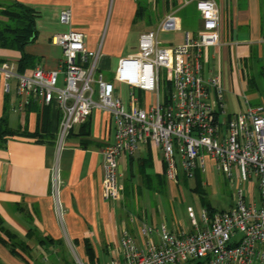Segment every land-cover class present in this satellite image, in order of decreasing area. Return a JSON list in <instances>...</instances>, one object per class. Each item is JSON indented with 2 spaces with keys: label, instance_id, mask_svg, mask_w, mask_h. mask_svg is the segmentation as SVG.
Segmentation results:
<instances>
[{
  "label": "crops",
  "instance_id": "obj_1",
  "mask_svg": "<svg viewBox=\"0 0 264 264\" xmlns=\"http://www.w3.org/2000/svg\"><path fill=\"white\" fill-rule=\"evenodd\" d=\"M212 1L218 8L220 44L203 51V75L206 78L219 74L225 96L223 106L229 118L242 109L235 112L227 94L238 98L245 91L250 99H257V87L255 91L248 88L244 72L248 70L251 79L258 77L264 83V0ZM13 2L33 9L38 15L36 39L24 48L33 66L26 68L24 74L37 67L58 70L62 51L51 44V37L76 31L84 35L87 49L100 50L99 70L114 84L123 105L128 107L132 94L146 111L168 93L162 86L159 92L146 93L118 81L121 62L137 55L142 33H159L158 28L153 29L166 16L173 14L178 19L182 42L185 33L196 36L202 30L205 16L197 11L196 0H145L143 5L140 0H0V4ZM63 11L71 14L69 24L60 20ZM135 28L138 33L133 32ZM130 33L133 40L137 37V48L132 46L128 53L125 44ZM21 56L18 50L0 47V63H12L17 68ZM108 63L113 64L111 78L105 75ZM42 109L36 105L21 110L15 81L8 82L6 92L1 80L0 122H5L12 134L0 141V228L27 249L17 247L19 257L13 255L7 236L0 232V240L6 241L5 245L0 242V261L3 260L0 264H51L49 259H53L52 264H121L119 243L123 233L128 232L141 243L139 230L147 224L143 218L130 215L122 199L113 202L104 199L101 152L114 137L110 115L94 110L87 127H76L58 153L54 140L49 142L41 133ZM48 117L50 133L55 137L59 125L57 105H50ZM158 152L161 153L151 143L141 145L134 156L126 157L123 170L146 161L150 164L145 173L148 180H156L163 175L162 154L160 157ZM36 248L48 253L47 261L46 257L33 254Z\"/></svg>",
  "mask_w": 264,
  "mask_h": 264
},
{
  "label": "built area",
  "instance_id": "obj_2",
  "mask_svg": "<svg viewBox=\"0 0 264 264\" xmlns=\"http://www.w3.org/2000/svg\"><path fill=\"white\" fill-rule=\"evenodd\" d=\"M196 9L205 15L196 36L185 33L181 44L163 47L157 32L142 33L137 55L120 64L116 79L146 93L160 91V71H165L171 83L168 97L147 111L132 94L128 107L123 105L114 84L99 70L100 50L87 49L84 35L76 31L51 37L62 51L56 71L37 67L18 74L16 65L0 63V82L7 92L8 82L15 81L21 110L57 105L58 153L94 110L110 115L114 137L101 152L106 201H116L121 191L119 159L134 156L148 143L161 151L170 184L177 185L180 174L187 179L203 174L209 163L230 184L233 205L225 211L202 210L189 230L142 225L141 243L124 232L121 264H264V107L246 101L244 111L227 117L219 74L203 75V51L220 44L218 8L212 0H196ZM60 20L69 24L70 12L63 11ZM177 30L173 14L157 29Z\"/></svg>",
  "mask_w": 264,
  "mask_h": 264
},
{
  "label": "rangeland",
  "instance_id": "obj_3",
  "mask_svg": "<svg viewBox=\"0 0 264 264\" xmlns=\"http://www.w3.org/2000/svg\"><path fill=\"white\" fill-rule=\"evenodd\" d=\"M140 1L141 5L145 4V0ZM157 28L155 26L153 30ZM133 32L138 33L139 30L137 31L135 28ZM132 36L128 38L125 44V51L128 53L131 52L132 46L137 48V37L136 40H133ZM182 36L183 31L181 30L157 33V39L163 47L181 44ZM108 66L105 75L107 78H111L113 64L108 63ZM255 70L257 74V68ZM250 73L248 70L244 72V78L248 81L251 76ZM252 79L256 82L257 87L256 100L250 99L249 93L245 91L238 98H233L227 94L229 104L235 107V112L238 108L242 109L241 112L244 111L247 107L246 101L251 106L258 104L264 107V83L258 77ZM160 80L162 88H167L169 93L171 83L167 81L164 70L160 71ZM223 98H225L224 95ZM158 153L161 157V153ZM125 159H127L126 156H122L118 161L121 174L119 180L121 191L118 200L122 199V204L126 206L130 215L136 216L139 220L140 217L143 218V222L151 227L159 228L163 224L169 230H189L199 222V215L202 210L225 211L233 205V191L230 184L224 179L222 173L211 169L210 163L199 180L196 178L187 179L180 174L177 185H172L160 177H157L156 180H148L145 174L146 170L143 171L142 169L143 161L137 162L134 168L130 167L128 171H124ZM33 254L46 257V261L49 258L48 253L41 248L34 249ZM69 255L74 260L72 253L69 252ZM52 260L49 259L48 262L52 264ZM2 261L0 263H3Z\"/></svg>",
  "mask_w": 264,
  "mask_h": 264
},
{
  "label": "trees",
  "instance_id": "obj_4",
  "mask_svg": "<svg viewBox=\"0 0 264 264\" xmlns=\"http://www.w3.org/2000/svg\"><path fill=\"white\" fill-rule=\"evenodd\" d=\"M37 12L33 9L24 6L22 4L13 2L8 4H0V47L15 49L21 53V59L17 65V73L24 74V70L26 68L33 66V60L31 57L24 54V48L30 44H32L36 39V30H35V20L37 18ZM263 78V73L261 74ZM264 81V79H263ZM248 88L252 91L256 90V85L253 79H249ZM166 93H168L167 88H165ZM170 92V91H169ZM168 95L166 96L167 99ZM36 107V104H32L27 107V109H31ZM49 106H44L42 109V128L41 133L44 134V137L49 142L55 143L56 136L50 133V120L48 117ZM60 120V115H59ZM88 120L84 127H87ZM86 128H83V131ZM72 133V132H71ZM70 133V134H71ZM12 134V132L5 125V122H0V141H3L4 138L8 135ZM143 171L150 167V164L146 161H143ZM163 175L158 177L164 179V165H163ZM201 174L199 172L195 173L196 180H199ZM209 213L212 210H207ZM0 232L7 236L8 248L13 255L19 254L16 252V248L19 247L22 250H26L27 247L24 243L15 240L14 236L10 234L8 231L0 228ZM2 244H6V241L0 240ZM44 242V241H43ZM43 244V243H42Z\"/></svg>",
  "mask_w": 264,
  "mask_h": 264
}]
</instances>
